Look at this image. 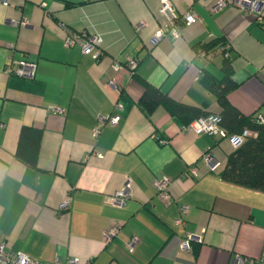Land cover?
<instances>
[{
    "label": "crops",
    "instance_id": "obj_1",
    "mask_svg": "<svg viewBox=\"0 0 264 264\" xmlns=\"http://www.w3.org/2000/svg\"><path fill=\"white\" fill-rule=\"evenodd\" d=\"M161 1L0 0V241L6 249L60 264H264V190L220 176L234 147L229 136L187 130L163 105L139 102L150 84L217 115L220 105L201 77H220L222 47L205 50L201 43L221 38L237 83L228 101L243 114L264 113L258 19L264 0L244 7L222 0L217 8L219 0H169L178 24L185 12L196 18L178 35L167 32L150 44L165 18ZM83 32L101 36L97 57L79 41L65 43ZM130 58L137 59L133 70ZM12 59L35 62L34 76L6 73ZM99 116L116 120L100 124ZM23 125L41 129L35 165L15 153ZM207 152L219 161L214 169ZM126 177L131 194L113 205L109 195ZM163 177L165 198L152 183ZM115 223L119 228L105 238Z\"/></svg>",
    "mask_w": 264,
    "mask_h": 264
},
{
    "label": "trees",
    "instance_id": "obj_2",
    "mask_svg": "<svg viewBox=\"0 0 264 264\" xmlns=\"http://www.w3.org/2000/svg\"><path fill=\"white\" fill-rule=\"evenodd\" d=\"M221 38H213L208 42L201 43L205 50L222 47L223 62L220 77L210 73H203L201 82L214 94L220 105L217 113V122L225 133L241 134L244 129L250 130V134L244 136L243 140L227 154L220 176L229 181L246 187L264 190V122L255 119V114H243L228 99L227 94L237 83L231 78V62L228 46ZM133 70V69H132ZM140 104L152 108L161 104L171 113L181 116L186 125L198 116L211 113L206 109L192 104H185L169 97L157 87L145 84L144 92L139 99ZM41 129L32 125H23L19 130L16 155L29 163L35 165L37 161Z\"/></svg>",
    "mask_w": 264,
    "mask_h": 264
},
{
    "label": "built area",
    "instance_id": "obj_3",
    "mask_svg": "<svg viewBox=\"0 0 264 264\" xmlns=\"http://www.w3.org/2000/svg\"><path fill=\"white\" fill-rule=\"evenodd\" d=\"M236 3L241 6L247 5V3H250L249 0H236ZM223 4L222 0L217 1L215 3V8L220 7ZM252 4V2H251ZM159 12L165 17L163 22L160 24V26L156 29V31L153 33L152 37L150 38V44H155L156 41L164 34V33H171L174 35H178L181 31L182 27L186 24H190L193 22L196 18L195 13L192 12H185L183 14L182 22L179 24L176 22L175 12L173 9V4L169 0H162L161 5L159 7ZM259 22L264 25V17H259ZM24 24L27 22L26 19L22 21ZM84 38H81L78 34H72L69 36H66L64 41L66 44H72L76 41L80 42V46L82 51L84 52H91L94 57H97L98 50L95 49L96 46L99 45L101 36L98 34H87L83 32ZM137 65V59L130 58L127 62V67L132 70ZM115 68L119 67V64L115 63L113 65ZM5 72L8 74H16L19 76L24 77H33L35 72V62L29 61L26 59H12L9 63L5 65L4 68ZM255 119L259 122H264V113L256 112ZM116 120V116H109L108 118H104L102 116H99V123L102 124L104 122L113 123ZM185 129L187 130H193V131H203L207 132L209 134H219V135H227L225 133V130L221 128L217 122V115L213 113H208L206 115L198 116L190 123L185 125ZM250 130L244 129L241 134H232L229 135V138L232 142V145L236 147L240 142L243 140L244 136L247 134H250ZM161 142L164 140L161 139ZM204 159L209 165L211 169H214L219 161L215 160L214 157L211 155L210 152L204 153ZM153 185L156 188L157 194L160 197H167V184L168 179L163 177L160 179H154L152 181ZM130 179L129 177H126L123 181L121 187L117 189L114 193L109 195V201L113 205H122L126 198L131 194L130 192ZM69 204V198L65 199L61 206L67 207ZM119 228V223H115L111 225L108 229L104 231V237L109 238L112 236L117 229ZM191 236V234H190ZM137 242V237L135 235H132L129 237L128 241L126 242L127 247H133L134 244ZM181 245L184 248H188V242L187 240L182 241ZM240 260V259H239ZM74 260L69 258L68 262H73ZM0 264H60L58 259H55L54 261H45V262H39L37 259L31 258L25 253L19 251V250H13V249H6L4 242L0 241Z\"/></svg>",
    "mask_w": 264,
    "mask_h": 264
}]
</instances>
